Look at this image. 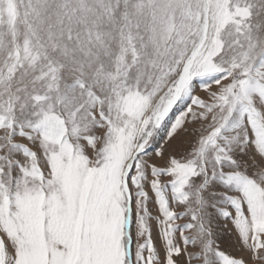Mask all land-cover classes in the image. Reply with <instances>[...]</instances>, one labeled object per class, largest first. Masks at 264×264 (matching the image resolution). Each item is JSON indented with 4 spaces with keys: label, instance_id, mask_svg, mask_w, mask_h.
<instances>
[{
    "label": "snow or ice",
    "instance_id": "obj_1",
    "mask_svg": "<svg viewBox=\"0 0 264 264\" xmlns=\"http://www.w3.org/2000/svg\"><path fill=\"white\" fill-rule=\"evenodd\" d=\"M0 264H264V0H0Z\"/></svg>",
    "mask_w": 264,
    "mask_h": 264
},
{
    "label": "rangeland",
    "instance_id": "obj_2",
    "mask_svg": "<svg viewBox=\"0 0 264 264\" xmlns=\"http://www.w3.org/2000/svg\"><path fill=\"white\" fill-rule=\"evenodd\" d=\"M198 95H203L202 92H198ZM218 230L220 231V235L222 237V247L226 248L229 251H236V243L234 237H231L226 231L223 230V225H219Z\"/></svg>",
    "mask_w": 264,
    "mask_h": 264
}]
</instances>
